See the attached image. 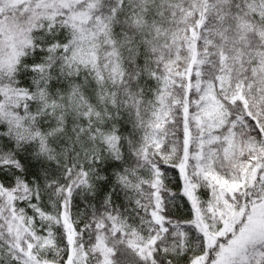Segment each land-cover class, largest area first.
Instances as JSON below:
<instances>
[{
    "label": "snow or ice",
    "instance_id": "1",
    "mask_svg": "<svg viewBox=\"0 0 264 264\" xmlns=\"http://www.w3.org/2000/svg\"><path fill=\"white\" fill-rule=\"evenodd\" d=\"M0 264H264V0H0Z\"/></svg>",
    "mask_w": 264,
    "mask_h": 264
}]
</instances>
